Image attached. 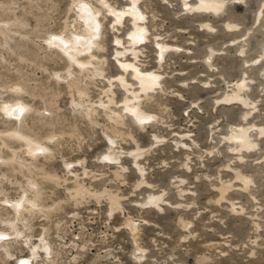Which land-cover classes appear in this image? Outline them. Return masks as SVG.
Instances as JSON below:
<instances>
[{
    "label": "rangeland",
    "instance_id": "374dc122",
    "mask_svg": "<svg viewBox=\"0 0 264 264\" xmlns=\"http://www.w3.org/2000/svg\"><path fill=\"white\" fill-rule=\"evenodd\" d=\"M88 1L99 36L69 69L51 42L81 50ZM184 1L198 0H138L148 33L131 48L130 18L114 26L100 0H0V264L32 249V264H264V0H221L216 13ZM121 64L161 79L138 95L143 125L115 122L138 92L132 70L118 84ZM240 82L239 99L222 101ZM17 103L22 115L7 116ZM245 127L254 146L240 151L227 136ZM35 195L17 218L14 204Z\"/></svg>",
    "mask_w": 264,
    "mask_h": 264
},
{
    "label": "bare ground",
    "instance_id": "6f19581e",
    "mask_svg": "<svg viewBox=\"0 0 264 264\" xmlns=\"http://www.w3.org/2000/svg\"><path fill=\"white\" fill-rule=\"evenodd\" d=\"M100 1L102 3L103 7L105 9H107V11L110 12V14L112 15V17H113V25L114 26L122 24V21H123V19L125 17H129L130 18L131 25H132V32L129 34L127 40H128V45L131 48L141 44L144 41V39H146L145 37H146V32L147 31L145 29L146 27H144L145 25H143V21H145L144 20L145 18L142 16V14L140 12V9H138L139 6L137 7V5H138L137 1L138 0H130L128 8L125 9V10H121V11H116L114 8H111L110 6H108L105 0H100ZM183 3H185V1ZM186 3L184 5L188 9V11H191L194 8V9H196V11L202 10V11H210V12H213V13L219 12V10H221L223 8V5H224L221 0H198L196 2V5L194 6V4H192L194 7H192V9L189 10L190 9V8H188L189 4L187 3L188 4L187 5ZM79 8H80L79 18L82 21V24H83L82 27L84 28V30H85L84 32L86 33L85 34V39L82 38V39H84V41L81 42V40H80V42L82 43L81 50H77L76 47H75L76 44L79 43V41H75V43L70 44L69 43L70 41L64 40L63 38H57V39H54L51 42V44H54V45H57L58 47H60L62 52L68 56V67H69V69L75 63V61L77 60V57L79 56V54L82 51L89 52L91 50L92 46L97 41V38L99 36L100 25H101L100 22H99L100 10L95 8L94 6H92L90 1L85 2ZM258 16H259V14L257 15V19H259ZM229 28H230V26H229ZM233 28H234V26H233ZM78 39L76 38V40H78ZM116 42H117V44H120V43H118V41H116ZM166 48H168V46ZM166 48L163 47L161 44L159 45V47L157 49V54H158V59L159 60L163 59L162 57L164 56L163 55L164 52H166ZM84 52H82V53L85 54ZM263 55H264V49H263ZM98 67H101V66L99 65ZM120 70H121L120 71L121 75L118 76V79H117L118 84L122 88H124L126 90L127 86H128L127 85L128 83H126V81H125V79H126L125 76L128 73V71L132 70L134 80L136 82V85L138 86V92H137L136 95H134L136 92L133 93V95L131 93V96H127V93H125V98L123 99V115L122 116L116 115L115 116V122L116 123H122L124 115H128L129 117L132 118V120L135 123H137L139 125H143L145 122L150 120L152 117L148 113L144 112L142 110V108H140V103L141 102H139V100H137L139 98L138 95H140V94L146 95L148 92H150L153 89H155V87L158 85V83H159V81L161 79L159 78L158 75H156V74H154L152 72H150V73L141 72L136 67H134L132 64H121L120 65ZM101 71H102V69L99 68L94 73L96 75H100V74H102ZM68 75H70V73H68ZM130 87H131V84H130ZM243 88H244L243 83H241V82L238 83L236 85V90L234 91V93L231 94V95H226L225 97H223L222 101H226V103H228V102L230 103L233 100L237 101L239 99V93L241 92V90ZM109 92H111V91L108 90V93ZM127 92H129V91H127ZM24 109L25 108H24V106L21 103H17L13 107H8L5 111H6V115L9 116V117L19 118L22 115V113L24 112ZM87 113H90V112H87ZM243 128H241V129L240 128H238V129L236 128L237 130H233V129L230 130L229 133H228L227 139H228V141L230 140L231 142H233L234 145L236 146V148H239V150L240 149L241 150L242 149L248 150V149L252 148L254 145L252 144L253 142L250 140L251 138L249 139V137H248V132H249L248 130H250V129H247L246 127H245L246 129H243ZM16 133H17V131H16ZM262 133L264 134V129L260 130V132H259V134H262ZM7 136L9 137V135H7ZM19 137H20L19 139H22L21 136H19ZM14 138H15V136H14ZM113 141L111 139L109 141L110 142L109 143L110 146H109L108 152L104 156V160L111 161V160H114V158H115L114 154L111 151V148H112L111 145L113 144ZM25 142L30 146V149H29L30 150V154L36 155L38 152H42L41 151L42 149H41L40 141L37 140L36 138H29ZM139 150H137V151H139ZM136 154H138V153H136ZM135 157H137V156H135ZM241 180H242L244 186L248 185L247 184L248 183L247 180H245L244 178H241ZM138 184H139V182H138ZM222 191H223V189H222ZM80 192L82 193V188L79 187L76 190V194L78 195ZM221 196H224V195L222 194ZM158 198L149 197L147 203L148 204H154V203H156L158 201ZM35 202H36V195H35L34 199L31 202H29V200L25 196H23L21 199H19L13 206L14 207V212H15L17 218H18V216L21 215V210H22V208L25 207V205L30 203V205H28V206L32 209L36 205ZM118 207L119 206H118L117 199L112 198L111 202H110V214H112V212L114 210L118 209ZM129 224H128V221H127V225L128 226H129ZM131 225H132V223H131ZM129 227H132V226H129ZM134 229L131 230L132 234H134L133 233ZM4 236H5V234L0 233V241L4 238ZM41 248L44 250V252L46 254L48 253L49 249H48V246L46 244H42ZM135 251H137V250H135ZM35 254H36V250L32 249L31 252H30V258L22 260L19 264H32L31 260L34 257H36Z\"/></svg>",
    "mask_w": 264,
    "mask_h": 264
},
{
    "label": "snow or ice",
    "instance_id": "6c2138e0",
    "mask_svg": "<svg viewBox=\"0 0 264 264\" xmlns=\"http://www.w3.org/2000/svg\"><path fill=\"white\" fill-rule=\"evenodd\" d=\"M54 39H55V37H54Z\"/></svg>",
    "mask_w": 264,
    "mask_h": 264
}]
</instances>
